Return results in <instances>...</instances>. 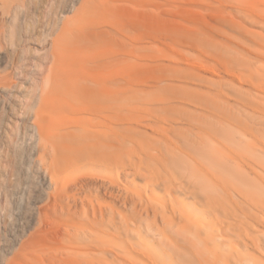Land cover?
Segmentation results:
<instances>
[{"label":"rangeland","instance_id":"obj_1","mask_svg":"<svg viewBox=\"0 0 264 264\" xmlns=\"http://www.w3.org/2000/svg\"><path fill=\"white\" fill-rule=\"evenodd\" d=\"M0 264H264V0H0Z\"/></svg>","mask_w":264,"mask_h":264},{"label":"bare ground","instance_id":"obj_2","mask_svg":"<svg viewBox=\"0 0 264 264\" xmlns=\"http://www.w3.org/2000/svg\"><path fill=\"white\" fill-rule=\"evenodd\" d=\"M48 71V70H47ZM211 71V70H210ZM49 76H47V77H45V78H48ZM49 79V78H48ZM46 81H48L47 79H46ZM46 83H48V84H44V87L46 86V87H48V85H49V81L48 82H46ZM32 87V86H31ZM45 87V88H46ZM48 88H51V86L49 85V87ZM258 88V87H257ZM1 89H4L3 87H1ZM37 89H38V87H37ZM260 89V88H259ZM51 90H52V88H51ZM32 91H34V90H32V88H31V92ZM38 91V90H37ZM32 94H34L33 92L31 93V96H32ZM37 93H35L34 94V98L33 99H35V97H36V99H37V96H35ZM42 96V95H41ZM30 97V96H29ZM28 99V98H27ZM35 99V100H36ZM77 99V98H76ZM76 99H74L73 97H70V98H68L67 99V101H65V102H63V101H60V100H58L57 99V97L55 96V95H53V94H50V95H47V96H43V97H41V99H40V105H39V108L35 111L34 109L35 108H33L32 106V109H33V111L34 112H32L29 108V110H30V113L29 114H31V112L33 113L32 114V119H33V121L39 126V128H40V147H39V156H40V158H41V161H43L44 159H46L47 158V156L46 155H50L51 156V160L53 159L54 161H50L51 162V165H49V169H48V174L47 175H49V177L48 178H50V181L52 182V183H57V182H61V177H60V175L57 173V169H56V163H58V162H60V161H62V162H64V163H66L67 164V161H68V159L66 158V157H62V155L60 156L59 155V153L57 152V150H56V147L52 144V141L54 140L53 138H52V125L51 124H49L48 122H47V119H46V117L47 116H49L51 113H55V112H57V113H59V114H61V115H63V114H66L68 111H71L75 106H77V105H79V106H81V104L83 105H85V104H87V102L85 101H83V100H81V103H79L80 101H76ZM78 100V99H77ZM33 101V100H32ZM82 101L84 102V103H82ZM29 102H30V100H29ZM28 105V104H27ZM38 106V105H37ZM36 107V106H35ZM27 109V108H26ZM24 112V111H23ZM25 113V112H24ZM27 113V116H28V112H26ZM28 117H30V115L28 116ZM31 118V117H30ZM55 123V122H54ZM103 150V146H102V144H98L97 145V147H96V151H102ZM212 151H213V154H214V157L217 159V160H219V161H221V162H224L225 160H228V159H231V154H229V152L226 150V148L224 147V146H218L216 143H212ZM98 153V152H97ZM245 155L243 156L244 158H246V159H252V160H254V158L255 157H253V156H255L254 154H253V152L252 151H246V153H244ZM256 160H257V158H256ZM46 161V160H45ZM48 162V161H47ZM45 163V162H44ZM242 163V162H241ZM246 164H247V162H246ZM43 165V164H42ZM250 169V168H249ZM252 172V171H251ZM46 173V172H45ZM47 177V176H46ZM47 180V179H46ZM42 182H43V184L45 185V184H47L46 183V181H45V179H42ZM50 183V182H49ZM82 183V182H81ZM87 185V184H86ZM55 186V185H54ZM154 196L156 197V198H162V195H161V193L160 192H158V191H154ZM60 201V200H59ZM116 201V200H115ZM127 204V203H126ZM55 206V205H54ZM134 206V205H133ZM169 208V207H168ZM53 209V208H52ZM193 209V208H192ZM66 210H67V212L68 213H70L71 214V212H72V208H66ZM199 213V212H198ZM47 214V213H46ZM98 214V213H97ZM204 214H206V213H204ZM83 215V214H82ZM195 215H197V214H195ZM55 216V215H54ZM53 216V217H54ZM57 216V215H56ZM46 217V216H45ZM97 217V216H96ZM49 218V217H48ZM57 218V217H56ZM58 218L59 219H62V216L61 215H58ZM47 219V218H46ZM96 220V219H95ZM143 224V223H142ZM143 228V227H142ZM145 228V227H144ZM148 230L147 231H145V232H147L148 233V231L149 230H151L149 227H146ZM146 228H145V230H146ZM154 230V229H153ZM151 232V231H150ZM142 235H145V234H142ZM149 236V235H148ZM147 237V236H146ZM151 237V236H150ZM179 237V236H178ZM155 240H156V238H155ZM183 240V239H182Z\"/></svg>","mask_w":264,"mask_h":264}]
</instances>
